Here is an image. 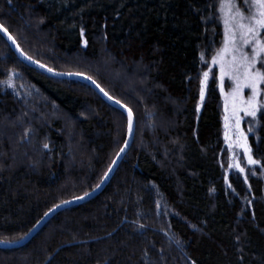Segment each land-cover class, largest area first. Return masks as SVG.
I'll use <instances>...</instances> for the list:
<instances>
[{"label": "trees", "instance_id": "trees-1", "mask_svg": "<svg viewBox=\"0 0 264 264\" xmlns=\"http://www.w3.org/2000/svg\"><path fill=\"white\" fill-rule=\"evenodd\" d=\"M216 6L0 0V24L28 57L91 77L135 121L104 189L0 248V264H264V111L248 137L257 171L224 177L220 95L198 94L202 44L211 30L221 39ZM126 126L87 84L25 64L0 34V241L94 189Z\"/></svg>", "mask_w": 264, "mask_h": 264}, {"label": "rangeland", "instance_id": "rangeland-1", "mask_svg": "<svg viewBox=\"0 0 264 264\" xmlns=\"http://www.w3.org/2000/svg\"><path fill=\"white\" fill-rule=\"evenodd\" d=\"M234 3L239 5L240 9L248 14L245 0H234ZM251 4V0H248ZM217 16L221 22V39L215 41L213 32L207 35V39L203 42L200 50V69H199V87L198 94L201 99V81H204V98L207 94L208 87L213 85L220 95V116L222 123V158L221 165L224 177L228 175H237L243 179L255 174L258 169V163L252 155V151L248 144V137L255 136V128L260 114L264 111V81L256 84L255 101V116L247 115L243 109L248 108L247 102L253 96L251 87L245 84L244 69L239 68L234 63L233 58L239 59L240 52L237 49L242 48L249 57L252 56V45H242L239 41V33L237 40L232 41L231 15L234 9H229L226 0H217L216 6ZM255 11V8L252 9ZM226 21L228 23H226ZM226 35L228 37V51H223L226 47ZM264 42V35L260 37ZM264 56V53H261ZM216 61L213 62V58ZM252 71H260L264 73V60L257 58ZM207 73V77L204 76ZM239 77V80L237 79ZM238 82L242 85L239 94H235ZM10 89L12 88L11 76L4 82ZM249 158L256 161L255 164L249 162ZM243 169V171H241Z\"/></svg>", "mask_w": 264, "mask_h": 264}, {"label": "snow or ice", "instance_id": "snow-or-ice-1", "mask_svg": "<svg viewBox=\"0 0 264 264\" xmlns=\"http://www.w3.org/2000/svg\"><path fill=\"white\" fill-rule=\"evenodd\" d=\"M229 9H234V13L231 15V21H232V28L230 31L232 32V41L233 43L237 40V33H239V41L242 45H252V56L249 57V55L243 51L242 48L237 49L240 52L239 59L237 60L236 57L233 58V61L235 64L238 65L237 71H239V68L244 69V80L245 84L252 88L253 90V96L247 101L243 103H247L248 108L243 109L247 115L255 116V108L253 107V103L255 101V93H256V84L260 81H264V73L260 71H252L254 64L259 57L261 60H264V56H261V53H264V42L261 41L260 37L264 35V0H251V4H248V0H245V4L247 6V12L248 14L245 15V12L242 11L236 3H234V0H226ZM255 8V11H252V9ZM226 23H228L226 21ZM0 32H3L9 40H11L13 43H15V40L13 37L8 34L7 30L4 28L3 25H0ZM83 35V33H82ZM227 41L228 37L226 35V47L223 51H228L227 48ZM216 61V57L213 58V62ZM41 67H44V65H40ZM49 72L52 71L51 68L47 69ZM207 73H204V76L207 77ZM86 79H91V77H85ZM239 80V77L237 78ZM93 84H96V81H92ZM204 81H201V100L204 98ZM98 88H100L99 84H96ZM245 85H242L238 82L237 88L235 90V94H239V91L242 87ZM100 91L104 93L105 96L108 97V99H112L111 96L107 92L104 91L103 88H100ZM115 103L120 104V101H115ZM123 107V105H121ZM132 112L129 109L128 110V128L129 132L132 130ZM125 145H127V141H125ZM48 145H45V148H47ZM125 149L121 148L120 152H123ZM120 153L118 152L117 155ZM249 162L252 164H255L256 161L249 158ZM115 163V161H113ZM243 171V169H241ZM108 173H105V176H107ZM99 187V185H97ZM85 195H88V193H85ZM83 197H78L77 199H82ZM51 211V209L49 210ZM48 213H45L47 215Z\"/></svg>", "mask_w": 264, "mask_h": 264}, {"label": "water", "instance_id": "water-1", "mask_svg": "<svg viewBox=\"0 0 264 264\" xmlns=\"http://www.w3.org/2000/svg\"><path fill=\"white\" fill-rule=\"evenodd\" d=\"M0 34L7 41V43L9 44V46L11 48V50L13 51V53L21 61H23L25 64L33 67L34 69H36L38 71H41L42 73H44V74H46V75H48L50 77L56 78V79L78 80V81H81V82L87 84L91 89H93L108 104H110L113 107H115L116 109H119L120 111H122L125 114L126 118H127L126 137H125V141H127V145H125V142H124V144L121 147V148H124L125 150L123 152H120V150L118 151L120 154L116 155L115 158L113 159V161H115V163H113V161H112V163L110 164L109 168L106 171V173H108V175L105 176V174H104V176L102 177L101 181L98 184L99 187L96 186L94 189H92L89 192H87L88 195L83 194V195L79 196V197H83L82 199H77L78 197H75L73 199L64 201V202L59 203L58 205L52 207L51 211H47L46 213H48V214L47 215L44 214L41 217V219L21 239H19L17 241H13V242L0 241V248H17V247H20V246L26 244L44 226V224L49 219H51V217L54 216L56 213H58L59 211L65 209V208H68L70 206H73V205L82 203L84 201H87V200L93 198L94 196L98 195L104 189V187L106 186V184L111 179L113 173L115 172L116 168L118 167L119 163L121 162L122 158L124 157L125 153L127 152V150L129 149V147H130V145L132 143L133 136H134V129H135V121H134V116L132 114V116H133L132 130H131V132H129V128H128V110H129V108L127 106H125L121 102H120V104L115 103V101H117V100L114 99L113 97H112L111 100L108 99V97L105 96L104 93L100 91L101 87L98 88L96 86L97 83L96 84L92 83L93 79H86L85 77H88V76H86L84 74H81V73L58 72V71H55L53 69H52L51 72H49L47 70V69H49V67H47L45 65H44V67H41L40 65H43L42 63H40V62L28 57L20 49V47H19V45L17 44L16 41H15V43H13L11 40L8 39V37L3 32H0ZM8 34H10V33L8 32ZM121 105H123V107Z\"/></svg>", "mask_w": 264, "mask_h": 264}, {"label": "bare ground", "instance_id": "bare-ground-1", "mask_svg": "<svg viewBox=\"0 0 264 264\" xmlns=\"http://www.w3.org/2000/svg\"><path fill=\"white\" fill-rule=\"evenodd\" d=\"M44 65V64H43ZM115 158V157H114Z\"/></svg>", "mask_w": 264, "mask_h": 264}]
</instances>
